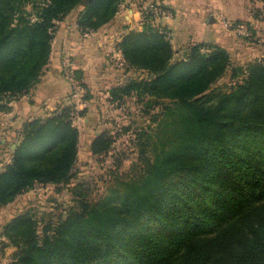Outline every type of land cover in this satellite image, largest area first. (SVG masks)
Returning a JSON list of instances; mask_svg holds the SVG:
<instances>
[{
	"label": "trees",
	"instance_id": "16d2710c",
	"mask_svg": "<svg viewBox=\"0 0 264 264\" xmlns=\"http://www.w3.org/2000/svg\"><path fill=\"white\" fill-rule=\"evenodd\" d=\"M121 2L0 0V112L38 85L57 22L82 5L78 27L97 31ZM147 18L142 32H129L117 45L127 67L147 77L112 89L111 100L132 93L170 100L189 120L177 146L156 164L145 162L140 184L116 178L96 204L80 193L77 209L41 234L30 212L12 219L2 233L19 250L12 264H264V60L250 65L242 81L233 70L234 86L215 91L231 67L227 51L198 44L173 62L172 44L146 26ZM75 75L83 81L80 70ZM82 87L83 100H91ZM73 117L67 106L23 126L11 162L0 170V208L36 184L75 179L80 132ZM110 145L101 134L92 154L108 153Z\"/></svg>",
	"mask_w": 264,
	"mask_h": 264
},
{
	"label": "rangeland",
	"instance_id": "374dc122",
	"mask_svg": "<svg viewBox=\"0 0 264 264\" xmlns=\"http://www.w3.org/2000/svg\"><path fill=\"white\" fill-rule=\"evenodd\" d=\"M125 1L127 0H123ZM255 1L254 5H250L249 10L251 17L257 22L254 30L246 21H229L222 16L219 23L212 26L217 31L216 33H222L220 44L229 46L231 50V53L227 52L231 59V67L226 75L215 83L213 86L215 91H229L236 80L242 81L245 78L246 70L250 65L264 60V0ZM84 8L82 5L78 6L60 22H57L55 33L63 22L71 21V24L75 22L77 24ZM157 9L164 10L162 5L142 9L143 23L146 20L145 17L148 16L146 26L160 31L170 41L175 52L173 62L184 60L190 49L198 44L220 47L219 43L214 40L208 41L209 43L191 41L183 43L179 39L175 40L176 37L174 38L170 26L162 22L163 13ZM78 29L80 32L89 34L96 32L84 31L79 27ZM65 57L70 58L67 54L63 59ZM106 64L112 66L107 72L110 78L109 83L112 86L107 85V89L103 88L99 92H94V95H91L92 107L89 109H81V106L85 104L83 99L86 94L83 87L78 100L74 102L71 96V105H68L74 113V124L80 130L79 156L74 171L75 179L67 185L36 184L32 189L15 198L12 203L0 208V264H12L19 252L9 239L2 237L3 228L15 217L30 212L37 220L38 232L41 234L43 227L48 223L64 221L71 210L77 209L80 193L87 195L89 203L96 204L109 196V190L113 187L116 178L140 184L144 180L142 176L145 162L150 161L156 164L160 158L177 146L181 131L188 125V116L184 112L179 113L180 111L176 110L177 107L170 100L148 99L137 93L124 95L121 99L112 101L110 94L112 89L126 86L131 80L145 79L147 74L129 69L123 55L120 59L112 56ZM233 70L239 72L235 81L232 80ZM62 75L64 76L63 66ZM69 85L72 88L70 83ZM62 110L63 108L56 112ZM83 110L86 112L83 113ZM79 112L82 114H78ZM7 113L9 111L0 112V141H6L5 147L0 149L2 156L10 154L11 144L18 143V136L17 138L6 137L10 124V117ZM101 134H106L110 139V150L108 153L95 156L91 151V143ZM5 166H1L0 170Z\"/></svg>",
	"mask_w": 264,
	"mask_h": 264
},
{
	"label": "crops",
	"instance_id": "0c3cea01",
	"mask_svg": "<svg viewBox=\"0 0 264 264\" xmlns=\"http://www.w3.org/2000/svg\"><path fill=\"white\" fill-rule=\"evenodd\" d=\"M255 2V0H127L121 3L115 18L96 32L90 34L80 32L76 22L73 24L71 21L63 22L55 33L51 59L41 81L31 94L10 104L11 110L7 113L10 124L8 123L6 137L17 138L27 122L48 118L70 104L71 87L62 75V60L65 54L70 57L73 68L83 73V83L91 95L103 88L107 89V85L112 86L107 74L112 66L105 63L112 56L121 58L122 53L117 49V45L125 35L132 31L144 30L142 9L162 5L168 14V16L163 14L162 22L170 26L175 40L179 39L183 43L190 41L209 43L208 41L214 40L225 51L231 53L229 46L220 44L222 33H216L212 26L218 24L222 16L229 21H246L254 30L257 22L251 17L249 10L250 5H254ZM91 102L92 99L86 101V105H82L81 109L92 107ZM5 142L0 141V149L5 147ZM14 145L16 144H11L9 155H0L2 160L0 168L11 162Z\"/></svg>",
	"mask_w": 264,
	"mask_h": 264
},
{
	"label": "built area",
	"instance_id": "2783aa9c",
	"mask_svg": "<svg viewBox=\"0 0 264 264\" xmlns=\"http://www.w3.org/2000/svg\"><path fill=\"white\" fill-rule=\"evenodd\" d=\"M157 10L161 11L163 14L167 13L165 10L162 9H157ZM166 15L168 16V14ZM62 66H63V74L72 86L71 96L73 101L75 102L78 100L79 96H81V93L83 92L81 81L75 75L70 58L65 57L63 59Z\"/></svg>",
	"mask_w": 264,
	"mask_h": 264
},
{
	"label": "water",
	"instance_id": "95a60500",
	"mask_svg": "<svg viewBox=\"0 0 264 264\" xmlns=\"http://www.w3.org/2000/svg\"><path fill=\"white\" fill-rule=\"evenodd\" d=\"M16 149V145L13 146V151Z\"/></svg>",
	"mask_w": 264,
	"mask_h": 264
}]
</instances>
